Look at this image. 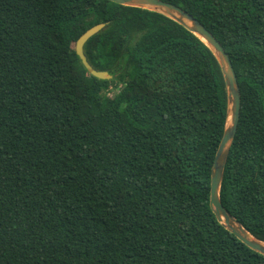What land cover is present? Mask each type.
I'll list each match as a JSON object with an SVG mask.
<instances>
[{
	"label": "trees",
	"instance_id": "1",
	"mask_svg": "<svg viewBox=\"0 0 264 264\" xmlns=\"http://www.w3.org/2000/svg\"><path fill=\"white\" fill-rule=\"evenodd\" d=\"M164 1L232 61L241 110L220 196L264 241V0ZM102 22L84 51L111 80L75 50ZM227 111L214 52L164 14L0 0V264H264L209 203Z\"/></svg>",
	"mask_w": 264,
	"mask_h": 264
},
{
	"label": "water",
	"instance_id": "2",
	"mask_svg": "<svg viewBox=\"0 0 264 264\" xmlns=\"http://www.w3.org/2000/svg\"><path fill=\"white\" fill-rule=\"evenodd\" d=\"M112 2L157 11L178 22L191 33L200 38L215 54L222 70L228 99L227 121L223 136L217 148L210 178V207L216 219L233 233L249 248L264 255V241L254 237L244 226L224 207L220 189L224 177L230 148L235 138L241 110V92L232 61L220 41L193 15L181 7L164 0H111ZM108 23H98L86 30L76 41L75 50L87 72L101 80H111L106 70L95 69L87 59L85 44Z\"/></svg>",
	"mask_w": 264,
	"mask_h": 264
},
{
	"label": "rangeland",
	"instance_id": "3",
	"mask_svg": "<svg viewBox=\"0 0 264 264\" xmlns=\"http://www.w3.org/2000/svg\"><path fill=\"white\" fill-rule=\"evenodd\" d=\"M116 92V87L115 86H113V87H111V95H114V93Z\"/></svg>",
	"mask_w": 264,
	"mask_h": 264
}]
</instances>
